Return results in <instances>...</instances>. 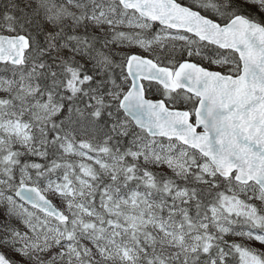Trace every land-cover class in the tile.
<instances>
[{
    "label": "snow or ice",
    "instance_id": "1",
    "mask_svg": "<svg viewBox=\"0 0 264 264\" xmlns=\"http://www.w3.org/2000/svg\"><path fill=\"white\" fill-rule=\"evenodd\" d=\"M0 264H264V0H0Z\"/></svg>",
    "mask_w": 264,
    "mask_h": 264
}]
</instances>
